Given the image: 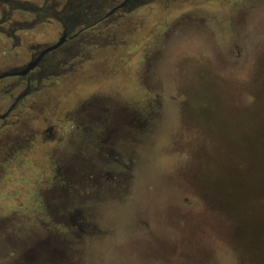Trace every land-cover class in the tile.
Wrapping results in <instances>:
<instances>
[{
    "label": "rangeland",
    "instance_id": "obj_1",
    "mask_svg": "<svg viewBox=\"0 0 264 264\" xmlns=\"http://www.w3.org/2000/svg\"><path fill=\"white\" fill-rule=\"evenodd\" d=\"M145 1L73 70L0 80L20 94L0 128V264H264V0ZM59 31L0 33V71ZM92 113L98 131L69 130Z\"/></svg>",
    "mask_w": 264,
    "mask_h": 264
},
{
    "label": "flooded vegetation",
    "instance_id": "obj_2",
    "mask_svg": "<svg viewBox=\"0 0 264 264\" xmlns=\"http://www.w3.org/2000/svg\"><path fill=\"white\" fill-rule=\"evenodd\" d=\"M51 1L53 5L58 6L57 0ZM66 1V9L64 11L66 22L64 23L61 18L59 19L62 23L59 24L60 31L56 41L52 43H44L43 45L33 48L26 64L22 66L19 64L9 67L4 71H0V80L4 78H13L14 81L7 85L9 89L15 86H20V80H22L23 83L27 85L26 92L30 91L31 82L33 81L40 84L43 78L46 77L47 71L50 68L55 67V73L71 71L73 70V66H70L71 63H67L66 60L79 55L77 50L81 44L92 43L97 45L100 43V38L107 40L106 32L99 31V26L94 27L92 25L93 22L89 24L81 23L76 25L74 23V19L77 17L84 20H92L93 18L96 19L100 17L99 19L104 20L102 22L104 24L107 18H109L113 13H116L118 10L123 11L122 7L127 6L130 2L139 1L138 3L136 2V4H133V6H138L146 2L145 0H124L122 3H120L119 0H77L76 2L74 0ZM77 2L82 4L80 10H78L76 7ZM86 4H88L87 7L84 6ZM131 4L132 3H130V5ZM19 6V1L0 0V33L6 37H10L13 40H17L14 32L15 30H20V22L9 19L11 13H6L5 9L11 11L14 7ZM61 12L62 11H60V13ZM61 14L63 15V13ZM1 23H5L7 26L3 27ZM59 41H61L60 44H58L55 48L45 51L49 46L55 45ZM31 63H33L34 66L30 70L25 71L28 64ZM65 63L67 64V67H69L66 69L64 67L61 68V66ZM8 88L6 89L3 86L0 87V93L5 95L2 97L7 100V106H5V109L0 113V128H3L6 126V124L7 126L14 124V119L16 118V120H18L20 117V94L14 96ZM86 117H88L87 121L90 120L92 122L89 126L69 124V130H82L84 133L88 132L91 134L98 131L100 119L95 118L93 113L92 115L86 114ZM10 118L12 121H9ZM101 121H103V119ZM47 131H50V129H47ZM5 254L7 256H10L11 254L17 255L14 250L7 251Z\"/></svg>",
    "mask_w": 264,
    "mask_h": 264
},
{
    "label": "trees",
    "instance_id": "obj_3",
    "mask_svg": "<svg viewBox=\"0 0 264 264\" xmlns=\"http://www.w3.org/2000/svg\"><path fill=\"white\" fill-rule=\"evenodd\" d=\"M43 2L40 5L37 4H33L30 3L28 0H23L22 2H20V11L23 13L24 16H28L29 20H24V21H20V29L24 30V29H29V28H33L34 26L46 22V21H56L58 24H61L62 22L59 20L61 18V20H63V22H66V19L64 17V11L66 9L65 3L67 2L66 0H58V6L53 5L50 1L51 0H42ZM75 2L77 0H74ZM124 0H119L120 3H122ZM136 2L138 3L139 1H132L130 3H132L130 5L129 3L127 6L122 7V10H125L126 8L129 7H133V4H136ZM81 3L77 2L76 3V7L78 10H80L81 8ZM85 7L88 6V4L84 5ZM60 11H62L61 13H63V15L60 13ZM107 12V11H106ZM100 17L96 18V19H92V20H84L82 18H76L74 19V23L77 24H89L92 23V25L94 27L99 26L100 29H98L99 31L105 30V28L102 27V22L104 21L103 19H99Z\"/></svg>",
    "mask_w": 264,
    "mask_h": 264
},
{
    "label": "water",
    "instance_id": "obj_4",
    "mask_svg": "<svg viewBox=\"0 0 264 264\" xmlns=\"http://www.w3.org/2000/svg\"><path fill=\"white\" fill-rule=\"evenodd\" d=\"M61 40H62V39H61ZM60 42H61V41H59V42H58L57 44H55V45H51V46H49L45 51H48V50H51L52 48H55L58 44H60ZM33 66H34L33 63L28 64V66H27V68H26L25 71L30 70ZM51 246H53V245H51ZM52 249H53L54 251H49V255H48L47 258L50 259V260H56V261H58L60 258L62 259V257L64 256L65 253H64L61 249L58 250V247H56V245L53 246ZM35 257H36V256H35ZM200 261H201V260H198V264H201Z\"/></svg>",
    "mask_w": 264,
    "mask_h": 264
}]
</instances>
